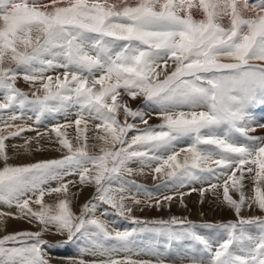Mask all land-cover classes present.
<instances>
[{
	"label": "snow or ice",
	"instance_id": "1",
	"mask_svg": "<svg viewBox=\"0 0 264 264\" xmlns=\"http://www.w3.org/2000/svg\"><path fill=\"white\" fill-rule=\"evenodd\" d=\"M193 9L203 18H194ZM21 75L35 88L31 95L16 86ZM0 94V113L12 110L0 119V203L16 207L17 218L42 226L0 238V264H51L48 249L85 241L89 246L82 252L104 259L69 257L68 264H151L117 258L133 251L142 232H154L169 244L191 240L197 253L188 257L190 264H264V217L240 216L245 206L264 210L259 186L254 197L242 191L245 172L254 173L257 185L264 181V137L249 135L264 127V112L259 119L256 112L264 107V0H52L50 5L0 0ZM122 95L143 97L162 122L149 125V113L133 110ZM17 110L21 115L31 111L37 123L46 114L67 118L74 112V120L51 129L66 154L9 164L5 141L30 130L14 123L21 118ZM129 117L146 127L129 123ZM69 127L75 130V143L62 131ZM182 138L191 143L177 150ZM30 143L25 141V151ZM132 163L141 165V173L148 168L154 178L162 175L165 186L175 188L199 181L209 184L202 192L214 191L220 184L211 181L222 180L224 200L239 219L218 225L177 217L139 220L125 203H142L130 194L131 188L142 187L127 179L137 171ZM70 176L96 186L80 216L67 198L55 206L44 202L53 193L67 197L69 185L77 183ZM230 187L240 193L238 201ZM102 205L136 227L110 229L97 216L98 211L110 214ZM8 215L13 214L0 213ZM205 227L221 230L223 238L211 242L198 231ZM52 229L67 239L54 244L43 239Z\"/></svg>",
	"mask_w": 264,
	"mask_h": 264
},
{
	"label": "bare ground",
	"instance_id": "2",
	"mask_svg": "<svg viewBox=\"0 0 264 264\" xmlns=\"http://www.w3.org/2000/svg\"><path fill=\"white\" fill-rule=\"evenodd\" d=\"M37 2L40 4H49L50 5L52 0H37ZM133 2H134V0H133ZM253 2H254V0H249V3H253ZM193 15H194V18H196V19L203 18L202 12L197 10V9H193ZM222 23L227 25V23H228L227 19L223 20ZM170 70L171 69H169V71ZM60 71L62 72L63 70L61 69ZM56 74H58V73H54V72L48 73V75H56ZM160 78L163 79V76H161ZM27 85H28L27 90L30 91V95H31V93L33 91H35V88L31 84H29L28 82H27L26 86ZM24 87H25V85H24ZM37 87H38V85H37ZM0 95H2V94H0ZM121 99H122V97H121ZM123 101L125 102V99ZM136 109L137 108H134V110H136ZM11 111L12 110H7L5 112L0 113V119L6 120L8 118V115L11 113ZM17 111H19V110H17ZM155 111L158 113V109ZM149 112H151V111H149ZM20 116H21V118L17 119L14 123L19 124V125H23L25 128H28L30 130H26L19 137L9 138L8 140L5 141V143L7 145L6 150H7L9 157H10L8 162H10L11 164L12 163H20V162H21V164H22V162L26 163V161H25L26 159L28 161L29 160L33 161L35 159L41 158L40 155H42L43 153L45 154L46 157H48V158H46L47 160L59 159L63 155H65V150H63L61 148L55 132L51 131V129L57 124H67L70 121L74 120L75 119L74 112H73V114L69 115L67 118H65V116L63 114H56V113L46 114L45 116L40 118L39 123L36 122V117L31 111L25 110V111H23L22 115L20 113ZM157 116H158L157 117L158 118L157 125H159L162 122V120L158 114H157ZM257 118L259 119V116ZM119 119L121 121H123V119H124L123 113H122V118L119 117ZM43 120H47V122L43 121ZM128 122L134 123V121L130 117L128 118ZM137 122H138V120H137ZM137 122H135V123H137ZM261 123H264V121H261ZM138 125H140V127H138V128L146 127V125H143L142 123H140ZM256 128H258V127H256ZM69 129H70L69 131L73 130L72 132H74L73 133L74 135H71L69 137L72 138L73 143H75V140H74L75 130L73 127H69ZM263 129H261V130H263ZM12 130H14V129H11L9 131H12ZM67 130H68V128L62 129V131H67ZM38 133L40 135H38ZM134 133H135V130L130 131L128 133V135L131 136ZM261 133H263V131ZM4 134L6 135L7 133H4ZM89 135H92V133H90ZM16 138H17V140L20 139L22 141V142H19L21 144H25L26 140H30L31 143L28 146L30 150L25 151L24 148H20V149L16 148L15 149V146H14V144L12 145V143L14 142V140L17 141ZM89 143L90 144L98 143V141L90 140ZM190 143H191V140L189 138H184V141H182V139L178 140L176 143L177 150H179L180 148L187 147ZM94 150H98V149H92V151H94ZM27 154H29V155L27 156ZM182 155H181V158H182ZM1 162H3V161L0 160V163ZM130 167L137 170L131 176L133 178H137L138 180H140L139 181L140 183L137 182L135 184L142 186L140 189H136L133 187L130 190L131 195H134L137 199L142 201L141 204H139V205L134 204V203H132L131 200L125 201L126 206L131 207L133 210V213H135V214H136V212L137 213L143 212V213H148V214H151L154 216L155 215H162L163 216L165 214H167V216H168V211L173 210L176 213L188 214L191 217V219L193 220V221L192 220L191 221L197 225H207L206 223H209V221L210 222L213 221L212 223H214V222L215 223H217V222H221V223L236 222L239 219V217L235 213V210L233 208H231L226 203V201L224 200L222 180L221 181H217V180L211 181L212 183L220 184V187H218L216 190L213 191V190L209 189L208 191L202 192L201 191L202 189H208L209 188V184L207 182L201 183L199 181H196V182L193 181L190 184H186V186H184L182 188H175L170 183H168V185L165 186L166 181L162 175L156 176L154 178L155 174H153L151 172V170L148 168H144V171L141 173L139 171L141 165L138 163H132V164H130ZM245 167H247V165ZM0 168H1V166H0ZM239 175H240V173L237 172V176H239ZM253 176H254V173H252V174L245 173V179L242 181V183H243L242 191H243L246 198L255 196V188L257 186H259L262 189V191H264V181H261L259 183V185H257V182L255 181V179H253ZM67 179L77 181V183H75L74 185H72V184L69 185V194L67 195V197H65L64 195H57L55 197L50 198L49 197L50 195H47L46 196L48 199V200L46 199L48 201L47 204L55 206L57 204L58 197L62 198V199L67 198L72 203V206L74 207V209L82 210L83 205H85L86 203L91 201L92 198L94 197V195L96 194L95 187H93V186L88 187L87 185L84 184L88 188L87 187L85 188L83 186L84 189H83V191H81L79 189L80 183H78V177L77 176H70ZM55 186H56V183L53 182L52 187H55ZM145 190H147V191H145ZM182 193H186L187 196H185L184 198L181 199V198H179V196ZM229 194L234 199H236L237 201L240 199V193L235 191L231 187L229 188ZM148 195H151V197L153 199L149 201ZM165 196H172L173 199L170 202L165 201V200H163V198ZM157 199L162 201V203L160 205L156 204ZM0 208L2 209V211H6V212L9 211V213L13 214V215H10V217H11L10 219L5 218V217H0V221H2V222H0L1 234L6 232L7 230L9 231L10 229L13 230V229L23 228L24 224L19 219L16 218V216L17 217L19 216V211L16 207H9V206H6V204H0ZM33 208L38 209V207H36V206H33ZM102 209H107L110 214L109 215H100V212L98 211L97 216H99L100 219L105 220L108 223V226L110 229L125 230V229H131L133 227H136V226H132V224L130 223V220L129 221L126 219L124 220V219H121L120 216L112 214L115 212V210L111 209L110 206L102 205ZM258 214L264 215V210L259 209V207L254 204L252 206V208H248L246 206L243 207L241 210L240 216L244 217V218L245 217L249 218V217L257 216ZM167 216H165L164 219H166ZM147 221H149V220H147ZM34 229H35V227H34ZM35 231H37V230H35ZM198 231L201 235L205 236L207 239H209L213 243L221 240L224 236V233L221 230L215 229V228H206V227L205 228H199ZM249 231L255 233L257 231V229L252 227L249 229ZM45 234L48 235L47 233H45ZM54 234H55V232H54ZM46 235H45V237L47 238ZM56 235L59 236V234H56ZM56 235L53 236L54 240L60 241L63 239L61 236L58 237ZM49 239H48V241H49ZM65 239H63V240H65ZM50 241H52V240H50ZM192 244H193V242L191 240L174 241L171 244H169L164 238L158 236L154 232H142V233L138 234V237L136 239V243L133 245V251L131 253H123V252L119 253L117 258H123L125 256H130L132 260L148 261V262H151V264H157V261L161 260V259L164 261V264H190L188 257L190 255L197 253L196 245L192 246ZM88 246H89V242L85 241V242H81L79 245H69L70 250L57 252V253H55V256L50 254L51 264H68L67 258H69V257L76 258V259H83L84 261H88V262L93 261V260L104 259V257H101L99 255L93 256L88 252H82V249L86 248ZM67 251H68V253H67Z\"/></svg>",
	"mask_w": 264,
	"mask_h": 264
},
{
	"label": "rangeland",
	"instance_id": "3",
	"mask_svg": "<svg viewBox=\"0 0 264 264\" xmlns=\"http://www.w3.org/2000/svg\"><path fill=\"white\" fill-rule=\"evenodd\" d=\"M24 83V84H23ZM26 84H27V82L22 78V75H21V77L20 78H18L17 79V81H16V86L19 88V89H21L22 91H24V92H27V93H29V95H30V91L29 90H27V88H28V85L26 86ZM24 85H25V87H24ZM23 87V88H22ZM25 88V89H24ZM24 89V90H23ZM26 90V91H25ZM29 91V92H28ZM125 99V102L128 104V106L130 107L131 106V108L134 110V108H137V109H143L145 112H148L149 113V116L150 117H148V124L149 125H152V126H155V125H157V121H158V116H157V114H152V111L153 110H150V109H148V108H146L144 105H145V102H144V99H143V97H137L135 100H133V99H131L130 97H128L127 95H122V100H124ZM147 109V110H146ZM20 111V110H19ZM19 111H17V115L19 114L20 115V113H21V111L19 112ZM149 111H151V112H149ZM256 112H257V117L259 116V114L261 113V112H264V107H259V108H257L256 109ZM152 114V115H151ZM152 116V117H151ZM120 118H122V113L120 114V116H119ZM153 118V119H152ZM155 120V121H154ZM43 121H46L47 122V120H43ZM135 122H137V121H134V123ZM138 124H140V122L138 121L137 123H136V125H138ZM33 125V124H32ZM0 127H3L2 126V124H0ZM137 127H140V125H138ZM261 129H263L262 127H260ZM259 127L258 128H256V130H255V132H251V133H249V135H252V136H259V137H264V129L263 130H261ZM9 130H11V129H8L7 131H9ZM70 129L68 128V136H71V135H74L73 133L74 132H72V131H69ZM7 131L5 132V133H7ZM263 131V133H261ZM4 134V133H3ZM70 134V135H69ZM75 135H76V133H75ZM70 138V137H69ZM33 139V138H32ZM70 139H72V138H70ZM16 140H17V138H16ZM19 140V141H18ZM17 141H15L14 140V142L12 143V145L14 144V146H15V149L17 148V149H20V148H24V147H22L24 144H21V143H19V142H22L20 139H18ZM182 141H184V138H182ZM17 142V143H16ZM17 144V145H16ZM19 144V145H18ZM185 144V143H184ZM11 145V146H12ZM22 145V146H21ZM29 146V145H28ZM95 151H98V150H94V152ZM41 152V151H40ZM65 154H66V151H65ZM26 155V154H25ZM29 154H27V156H28ZM41 156V158H38V159H35V160H33V161H28L27 159L25 160L26 161V163L25 162H22V164H21V162L20 163H12L13 165H23V164H28V163H35V162H38V161H42V160H47L46 158H48V157H46L45 156V154L43 153L42 155H40ZM45 158V159H44ZM51 158V157H50ZM9 164H11L10 162H8ZM0 166H1V168H3L4 167V162H1L0 163ZM246 168V167H245ZM245 173H247V172H245ZM128 180H132V181H134L135 183H140L139 181L140 180H138L137 178H133L132 176H129L128 178H127ZM196 182V181H195ZM85 185H87L88 187H90V186H93V187H96L94 184L92 185H90V184H85ZM84 184L82 185V184H80V190L81 191H83V189H84V187L86 188L87 186H85ZM84 186V187H83ZM87 187V188H88ZM57 195H64V194H56V193H53V194H51L49 197L50 198H52V197H55V196H57ZM47 196V195H46ZM45 196V199H44V202H46V204H47V197ZM185 196H187V194L186 193H182L180 196H179V198H184ZM47 199V200H46ZM60 199H62V198H59L58 197V200H57V203L59 202V200ZM64 199V198H63ZM46 200V201H45ZM0 204H3V203H0ZM7 206V205H6ZM33 206H36V207H38L39 208V205H35V204H33L32 205V207ZM70 208H71V211L75 214V215H77V216H80L81 215V210H76V209H74V207L72 206V203L70 202ZM0 213H9V211L8 212H6V211H2V209L0 208ZM170 212V213H169ZM133 210H132V212H131V215L132 216H134V217H136V218H138L139 220H141V221H144V222H146L147 220H149V221H147V222H151V221H159V220H165V221H167V219L169 220V219H171L172 217H177V218H179V219H185V220H187V221H191L192 219H191V217L188 215V214H184V213H176V212H174L173 210H170V211H168V216L170 217H168L167 216V214H165V215H151V214H148V213H143V212H140V213H137L136 212V214L135 213H133ZM262 215V216H261ZM119 216V215H118ZM140 216V217H139ZM147 216V217H146ZM165 216H167L166 217V219H164L165 218ZM257 216H261V217H263L264 215L263 214H258ZM5 218H11L10 217V215H8V216H4ZM19 217V216H18ZM157 217V218H156ZM16 218H17V216H16ZM146 218V219H145ZM148 218V219H147ZM245 218H248V217H245ZM17 219H19L23 224H24V226H23V228H19V229H10L9 231L7 230L6 232H4V233H2L1 234V232H0V238H2L3 236H5V235H7V234H11V233H16V232H24V231H31V232H36L35 230H37V231H40L41 230V225H39L38 224V222H36V221H32V222H29V219L28 218H17ZM27 219V220H26ZM121 219H126V218H124V217H121ZM126 220H128V219H126ZM129 221V220H128ZM193 221V220H192ZM191 221V222H192ZM213 222V221H212ZM212 222H210L209 221V223H206V224H211ZM28 223V224H27ZM30 223V224H29ZM130 223L132 224V226H136V225H134L131 221H130ZM33 226H32V225ZM213 225H218V224H221V222H217V223H212ZM32 226V227H31ZM39 226V227H38ZM41 226V227H40ZM149 227H152L153 225H151L150 223H149V225H148ZM34 227H35V229H34ZM15 230V231H14ZM17 230V231H16ZM54 232H55V229H52V230H50L49 232H46L48 235H46L45 233H44V235H43V239H45V240H48L49 238V241L50 240H52V241H50V242H52L53 244L54 243H56L57 241L56 240H54L53 238V236H55L56 234H58V233H56L55 232V234H54ZM51 233V234H50ZM45 235L47 236V238L45 237ZM56 236H58V235H56ZM62 237L63 239H67V235L66 234H64V235H60L59 234V236L58 237ZM62 239V240H63ZM65 239V240H66ZM55 241V242H54ZM195 244H194V242H193V244H192V246H194ZM71 248V247H70ZM66 250H70L69 249V245H66L65 247H63V248H60V249H48V251H49V253L51 254V255H54L55 256V253H57V252H61V251H66ZM67 253H68V251H67Z\"/></svg>",
	"mask_w": 264,
	"mask_h": 264
}]
</instances>
